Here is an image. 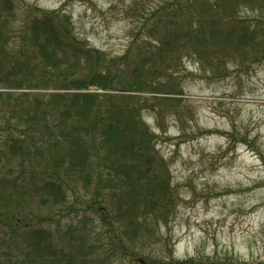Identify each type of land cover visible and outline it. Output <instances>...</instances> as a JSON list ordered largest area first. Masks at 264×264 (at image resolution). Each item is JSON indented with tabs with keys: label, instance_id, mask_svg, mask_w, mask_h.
Here are the masks:
<instances>
[{
	"label": "trees",
	"instance_id": "trees-1",
	"mask_svg": "<svg viewBox=\"0 0 264 264\" xmlns=\"http://www.w3.org/2000/svg\"><path fill=\"white\" fill-rule=\"evenodd\" d=\"M142 28L108 56L64 8L0 0V264H196L161 233L179 188L158 145L195 120L186 59L217 76L264 61V0H167Z\"/></svg>",
	"mask_w": 264,
	"mask_h": 264
},
{
	"label": "rangeland",
	"instance_id": "rangeland-1",
	"mask_svg": "<svg viewBox=\"0 0 264 264\" xmlns=\"http://www.w3.org/2000/svg\"><path fill=\"white\" fill-rule=\"evenodd\" d=\"M24 1L46 11L64 8L89 46L121 56L132 40H150L141 27L167 0ZM133 2L140 3L139 14L145 12L142 22L126 12ZM178 77L184 86L181 97L196 114L184 131L172 123L158 145L179 188L175 217L161 233L170 236L179 260L264 264V61L244 68L232 64L217 76L188 58ZM74 204L71 198L62 209ZM157 249L154 245L149 251Z\"/></svg>",
	"mask_w": 264,
	"mask_h": 264
}]
</instances>
